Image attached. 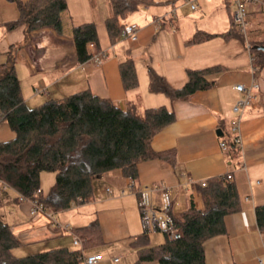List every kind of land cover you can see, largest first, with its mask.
Returning a JSON list of instances; mask_svg holds the SVG:
<instances>
[{
	"label": "crops",
	"instance_id": "obj_1",
	"mask_svg": "<svg viewBox=\"0 0 264 264\" xmlns=\"http://www.w3.org/2000/svg\"><path fill=\"white\" fill-rule=\"evenodd\" d=\"M155 1L158 3L142 6L127 17L126 23L136 24V39L120 34L115 43H110L104 24L108 15L106 0H66V8L45 15L44 26L32 31L30 41L18 49L15 70L26 103L42 102L38 96L59 98L72 93L67 92L71 87H80L78 90L88 87L122 106L126 99H131L140 109L163 105L173 110L175 121L154 135L151 146L156 151L174 148L176 162L170 164L160 159L140 162L136 179L124 176L120 168L107 170L93 180L92 201L72 204L57 212L47 209L32 212L30 202L20 201L15 190L10 193L0 190V215L21 243L14 254L61 246L77 248L72 243L74 228L96 218L103 244L90 253L99 252L103 259L95 264H132L136 253L130 241L142 231L137 187L169 186L171 212L176 214L189 205L190 197L197 208L203 207L200 194L191 187L193 184L230 172L241 207L224 217L225 233L205 242L206 264H255L258 258H264V233L258 230L254 216V207L264 204V65L255 74L246 47V39L249 42L264 39L262 4L249 2L251 27L247 38L239 32L224 38L221 33L232 27L231 0ZM17 17L15 0H0V58L3 54L4 59L10 44L18 45L22 40V27L7 30L4 26ZM88 21L96 24L100 51L79 62L72 27ZM196 30L213 35L187 44L186 40ZM89 48L92 50V46ZM127 51L136 64L138 85L126 92L118 62L126 57ZM18 59L24 66L21 73L29 77L25 88L17 68ZM211 66L221 69L211 75L214 84L192 93L187 100L170 101L163 93L148 89L149 67L172 87L179 88L187 81V70ZM254 78L259 85L256 98L243 110L239 153L231 158L221 149L216 130L219 128L222 134L232 137L231 108L239 96L233 85L248 86ZM64 81L66 84H61ZM37 87L46 88L47 93H35ZM160 193L159 188L152 193L156 204ZM157 232L150 233L152 243L160 242L153 236Z\"/></svg>",
	"mask_w": 264,
	"mask_h": 264
},
{
	"label": "trees",
	"instance_id": "obj_2",
	"mask_svg": "<svg viewBox=\"0 0 264 264\" xmlns=\"http://www.w3.org/2000/svg\"><path fill=\"white\" fill-rule=\"evenodd\" d=\"M108 15L104 24L110 43H115L127 17L155 0H106ZM17 19L4 23L7 30L22 27L20 44H10L0 62V121H5L14 136L0 141V179L17 194L36 200L52 212L66 210L72 204L93 200V180L103 172L120 168L131 179L138 175L140 162L151 159L176 162L174 148L156 151L151 141L163 128L175 121L173 110L166 106L140 109L137 102L126 99L123 106L107 97L83 88L59 98H47L36 106L27 105L16 74L17 51L31 39V32L44 26V16L66 8V0H15ZM169 2V1H165ZM263 12V11H262ZM251 19V18H250ZM232 27L221 33L224 38L240 33L231 17ZM213 34L196 30L186 40L194 44ZM77 60L85 62L100 46L96 24L82 22L72 27ZM92 43V50L89 48ZM249 52L255 74L264 65V39L250 42ZM125 91L137 87L136 64L130 52L118 62ZM217 66L187 70V81L172 87L161 75L148 68V89L160 92L170 101L187 100L198 91L214 84L212 74ZM222 127V126H221ZM223 128V127H222ZM232 134V133H231ZM222 134L230 157H236L239 146L231 136ZM54 172V182L46 193L40 187V173ZM230 172L208 177L203 184L191 187L201 196L203 207L197 208L191 197L189 205L172 214L175 235L163 234V241L152 243L150 233L142 231L130 241L136 257L132 264H206L205 242L226 232L224 217L240 210V197ZM38 193L35 194V191ZM258 230L264 233V204L254 207ZM81 248L61 246L25 255L13 250L21 243L0 215V264H83L91 250L103 244L96 218L74 228Z\"/></svg>",
	"mask_w": 264,
	"mask_h": 264
},
{
	"label": "built area",
	"instance_id": "obj_3",
	"mask_svg": "<svg viewBox=\"0 0 264 264\" xmlns=\"http://www.w3.org/2000/svg\"><path fill=\"white\" fill-rule=\"evenodd\" d=\"M247 2H260L262 4V11L264 13V0H231L233 6L231 16L235 22L240 33H242L246 38L248 30L251 26V21L248 16V12L245 9V4ZM194 7V5H191ZM121 36L129 39H136V24L126 23L121 31ZM92 46V43L88 44ZM246 47L250 48V42L246 39ZM97 61L100 58L96 57ZM252 70H256L252 66ZM258 82L254 78L248 86H244L241 83H236L233 87L238 91L239 96L232 105L231 111L234 114L230 122V131L232 133V140L240 146L241 144V116L245 107L250 105L252 101L256 98V89H258ZM35 93H47L46 88H35ZM220 147L222 150H226V144L220 140ZM203 184L204 182H200ZM1 190H4L8 185L0 179ZM160 189V200L159 204L153 201L152 193L156 189ZM39 190L35 191V194ZM138 195V207L141 215L142 229L146 230L148 233L151 232H164L167 233L168 237H173L175 235V229L173 227V219L171 212L172 199L170 197L171 189L169 186H155V185H142L137 187ZM18 199L27 200L31 204V211H36L38 209H44L43 206L34 199L25 198L23 195L18 194ZM73 245L77 248L82 247V243L77 235L74 234L72 241ZM102 259V254L99 252L87 254L83 259V264H95ZM117 260V258H114ZM255 264H264V258H258Z\"/></svg>",
	"mask_w": 264,
	"mask_h": 264
},
{
	"label": "rangeland",
	"instance_id": "obj_4",
	"mask_svg": "<svg viewBox=\"0 0 264 264\" xmlns=\"http://www.w3.org/2000/svg\"><path fill=\"white\" fill-rule=\"evenodd\" d=\"M258 5H260V2H258L257 3V6ZM252 7V4L251 3H249V2H247L246 4H245V9L247 10V9H250ZM251 27V26H250ZM250 29V28H249ZM248 32H249V30H248ZM4 59H5V57H4ZM3 59V54L1 55V58H0V61H2V60H4ZM21 63V59H18L17 60V68H18V71H19V75L20 76H22V85L24 86V88H25V82H26V80H28L29 79V77H28V75L26 74L25 76H24V74L23 73H21V69H22V67H24V66H22L23 64H20ZM23 77H25V78H23ZM61 84H66V82L64 81V82H61ZM60 85V83L59 84H56L55 85V88H57V86H59ZM63 86H67V85H63ZM70 86H73V84L72 85H70ZM72 89H70V91H67V92H75L76 90H78V88H80V87H71ZM74 90V91H73ZM66 92V91H65ZM40 95V94H39ZM40 99H42L43 101L45 100V98L43 97V96H38ZM44 98V99H43ZM42 101V102H43ZM41 103V102H40ZM37 104H39L38 102H29V103H27V105H29L30 107H32V106H36ZM14 136V132L9 128V126H8V124L5 122V121H0V141H3V140H7V139H9V138H12ZM53 182H54V172H52V171H42L41 173H40V187L43 189V193H46L47 191H48V189L50 188V186L53 184ZM0 190H1V186H0ZM4 191H6L7 193H10L11 191H12V188H10L9 186H7L6 188H5V190ZM153 236H156V238H157V240L158 241H162V239H163V234L161 233V232H157L156 234H154ZM152 237V236H151ZM152 239V238H151ZM153 240V239H152ZM151 240V241H152ZM154 241V240H153ZM13 252L15 253L16 252V250H13ZM125 252V251H124ZM129 255H133V254H129ZM128 255V256H129ZM103 259V258H102ZM101 259V260H102ZM124 260H126V258L124 259ZM154 264H159V263H157V262H154Z\"/></svg>",
	"mask_w": 264,
	"mask_h": 264
},
{
	"label": "water",
	"instance_id": "obj_5",
	"mask_svg": "<svg viewBox=\"0 0 264 264\" xmlns=\"http://www.w3.org/2000/svg\"><path fill=\"white\" fill-rule=\"evenodd\" d=\"M120 106H122V104H120ZM216 133H217L218 136H221V135H222V131H221V129L218 128V129L216 130Z\"/></svg>",
	"mask_w": 264,
	"mask_h": 264
}]
</instances>
